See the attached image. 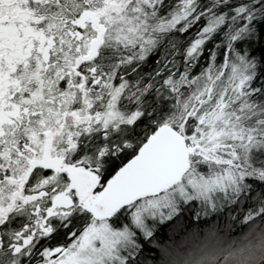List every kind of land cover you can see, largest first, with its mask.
Wrapping results in <instances>:
<instances>
[{
    "label": "snow or ice",
    "instance_id": "obj_1",
    "mask_svg": "<svg viewBox=\"0 0 264 264\" xmlns=\"http://www.w3.org/2000/svg\"><path fill=\"white\" fill-rule=\"evenodd\" d=\"M0 264H264V0H0Z\"/></svg>",
    "mask_w": 264,
    "mask_h": 264
}]
</instances>
